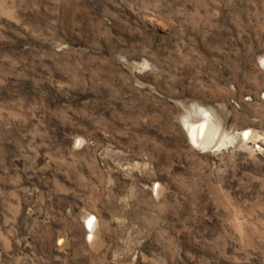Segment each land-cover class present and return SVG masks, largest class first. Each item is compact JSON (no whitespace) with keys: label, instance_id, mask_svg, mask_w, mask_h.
I'll use <instances>...</instances> for the list:
<instances>
[{"label":"rangeland","instance_id":"1","mask_svg":"<svg viewBox=\"0 0 264 264\" xmlns=\"http://www.w3.org/2000/svg\"><path fill=\"white\" fill-rule=\"evenodd\" d=\"M0 264H264V0H0Z\"/></svg>","mask_w":264,"mask_h":264},{"label":"bare ground","instance_id":"2","mask_svg":"<svg viewBox=\"0 0 264 264\" xmlns=\"http://www.w3.org/2000/svg\"><path fill=\"white\" fill-rule=\"evenodd\" d=\"M189 137L192 142L197 143L200 140L199 128L192 126L189 132Z\"/></svg>","mask_w":264,"mask_h":264}]
</instances>
